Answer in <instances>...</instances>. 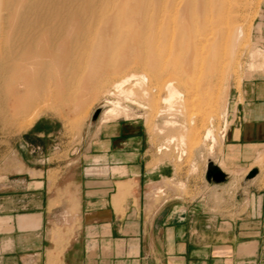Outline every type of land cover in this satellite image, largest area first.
I'll list each match as a JSON object with an SVG mask.
<instances>
[{"label":"crops","instance_id":"crops-1","mask_svg":"<svg viewBox=\"0 0 264 264\" xmlns=\"http://www.w3.org/2000/svg\"><path fill=\"white\" fill-rule=\"evenodd\" d=\"M263 126L264 116L240 126L224 149L228 169L250 164L252 148L264 142L245 131ZM143 144L124 123L66 141L47 116L0 137V264H47L53 221L68 196L76 228L60 264H264V184L258 174L245 179L255 168L231 199L224 187L200 183V194L154 204L147 186L173 171L155 167Z\"/></svg>","mask_w":264,"mask_h":264},{"label":"rangeland","instance_id":"rangeland-1","mask_svg":"<svg viewBox=\"0 0 264 264\" xmlns=\"http://www.w3.org/2000/svg\"><path fill=\"white\" fill-rule=\"evenodd\" d=\"M209 1L214 3L211 4L214 7L211 6L205 29L199 31L201 41H192L197 52L190 58L192 69L187 72L189 75L181 78L180 75L174 76L176 74L173 75L171 70L187 55L183 49L185 38L176 31L165 39L161 38L154 45L155 50L163 54L160 63L162 74L158 78L146 74L142 68L136 71L130 69L138 76L144 73L146 77L138 86L133 81L125 85L124 88L131 89L133 93L127 99L117 96L107 86L106 91L102 90L96 97L85 100L83 108L75 110L68 101L61 102L53 97L55 88L51 86L50 78L42 83L43 87L40 86L43 89L39 88L35 93L26 96L19 75L7 82L0 69V137L7 139L20 133L29 126L30 121L33 122L41 116L58 121L64 139L73 143L79 142L87 133L94 132L100 126L124 123L130 130L139 131L147 155L155 167L166 166L173 171L170 178L147 186V198L154 204H160L169 198L190 197L192 189L200 194V183L204 187H224L226 198L231 199L249 168L258 170L260 184H264V146L252 148L251 162L244 169L230 170L223 160L224 149L238 138L240 126L250 119L264 116V0ZM141 52H146V49ZM133 54V51L130 52L131 58ZM213 69L215 70L212 71ZM168 80H174L173 86L181 92V98L172 103L171 112L159 117L158 111L165 107L162 102L165 97L163 85ZM9 87L13 97L5 93ZM14 96L30 97L31 105L25 107L16 103ZM76 96L78 99L77 94ZM110 102L119 103L127 112L105 122L101 120V113L110 107ZM95 111L99 114L94 119ZM164 121L175 122L177 127H164ZM207 130L212 133L213 141L204 139ZM248 131H245V135L249 138L264 142V130L260 128L256 133ZM179 136H183V143L178 141ZM170 137L172 142H168ZM209 164L221 166V171L226 173L223 183L214 184L206 180L205 172ZM170 192L174 194L173 197L168 196ZM66 200L65 214L59 215L53 221L51 240L54 248L48 255L47 264H60L61 253L76 228L73 200L69 196ZM68 214H72V220L67 217Z\"/></svg>","mask_w":264,"mask_h":264},{"label":"bare ground","instance_id":"bare-ground-1","mask_svg":"<svg viewBox=\"0 0 264 264\" xmlns=\"http://www.w3.org/2000/svg\"><path fill=\"white\" fill-rule=\"evenodd\" d=\"M211 4L214 3L209 0H0V69L7 82L19 75L26 96L35 93L50 78L55 88L53 97L68 101L75 110L82 109L85 100L106 91L107 86L117 96L127 99L133 93L124 88L126 84L133 81L138 86L146 74L154 78L162 74L163 54L158 53L154 45L176 31L185 38L183 49L187 55L171 69L172 73L182 78L191 72L190 58L197 52L192 41H201L199 31L208 24ZM141 47L146 52L142 53ZM141 68L146 74L138 76L130 70ZM173 81L168 80L163 85L165 107L158 111L159 117L171 112L172 103L181 98ZM6 90L5 93L13 97L12 89ZM26 96H14V101L29 107L32 101ZM110 103L101 113V120L105 122L127 112L119 103ZM162 123L164 127L176 126L175 122ZM31 124L32 121L28 125ZM211 134L207 130L204 139L213 141ZM170 138L168 142L173 141ZM177 138L183 143V136ZM218 168L222 170L221 166Z\"/></svg>","mask_w":264,"mask_h":264},{"label":"water","instance_id":"water-1","mask_svg":"<svg viewBox=\"0 0 264 264\" xmlns=\"http://www.w3.org/2000/svg\"><path fill=\"white\" fill-rule=\"evenodd\" d=\"M98 114L99 112L95 111V113L93 114V118L95 119L98 116ZM256 174H257V170L252 169L247 173L245 179L250 180L254 178ZM205 178L208 182H212L214 184H220L225 181L226 175L217 166L209 164L205 172Z\"/></svg>","mask_w":264,"mask_h":264}]
</instances>
